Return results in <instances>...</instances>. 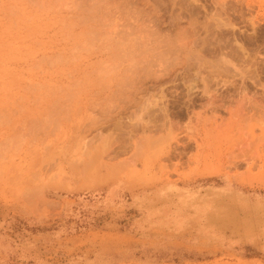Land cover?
I'll use <instances>...</instances> for the list:
<instances>
[{
  "label": "rangeland",
  "instance_id": "rangeland-1",
  "mask_svg": "<svg viewBox=\"0 0 264 264\" xmlns=\"http://www.w3.org/2000/svg\"><path fill=\"white\" fill-rule=\"evenodd\" d=\"M263 158L264 0H0V264H264Z\"/></svg>",
  "mask_w": 264,
  "mask_h": 264
},
{
  "label": "bare ground",
  "instance_id": "bare-ground-1",
  "mask_svg": "<svg viewBox=\"0 0 264 264\" xmlns=\"http://www.w3.org/2000/svg\"><path fill=\"white\" fill-rule=\"evenodd\" d=\"M210 95H211V93H209ZM216 97V96H215ZM218 100V99H217ZM218 102V101H217ZM222 102V101H221ZM220 102V103H221ZM257 104H259V103H257ZM257 104H256V106H257ZM262 106V105H261ZM253 107H255V105L253 106ZM258 107V106H257ZM224 109V108H223ZM245 109L244 108H242L241 106H239L234 112H233V114H232V116H230V121H228V122H226L225 124H222V125H218V126H216L217 128H220V129H222V133H223V130H226V134H228L230 137H235L236 135H237V137L235 138L236 139V141L237 140H242V143L243 144H246L247 143V141H248V139H249V131H248V129L246 130V127L245 128H243V126H244V123H245V120H244V118H243V115H244V113H243V111H244ZM256 110V109H255ZM254 111V110H253ZM259 111V110H258ZM255 112V111H254ZM260 112V111H259ZM261 114H262V112H261ZM262 116H263V114H262ZM214 124H216V123H214ZM218 124H220V123H218ZM212 127V126H211ZM216 127H213V129L214 128H216ZM206 130V129H205ZM204 130V131H205ZM216 129H214V131H215ZM209 133L211 132V131H209V130H207ZM213 131V132H214ZM216 131H219V130H216ZM206 133V132H205ZM225 134V133H224ZM230 155V154H229ZM226 157V156H225ZM233 158H235V156L233 155ZM244 158V157H243ZM244 162L246 161V159L244 158V160H243ZM263 166H264V158H263ZM232 165H236L238 162H237V160H235V159H233V160H230L229 161ZM240 162V161H239ZM247 162V161H246ZM245 162V163H246ZM230 164V165H231ZM229 169V168H228ZM263 172V171H262Z\"/></svg>",
  "mask_w": 264,
  "mask_h": 264
}]
</instances>
